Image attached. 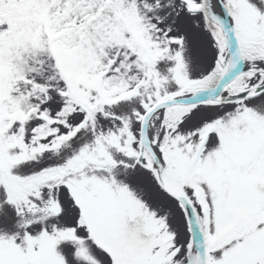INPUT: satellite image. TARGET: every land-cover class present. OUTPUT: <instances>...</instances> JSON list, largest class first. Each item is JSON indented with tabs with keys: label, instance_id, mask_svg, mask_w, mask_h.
I'll list each match as a JSON object with an SVG mask.
<instances>
[{
	"label": "snow or ice",
	"instance_id": "obj_1",
	"mask_svg": "<svg viewBox=\"0 0 264 264\" xmlns=\"http://www.w3.org/2000/svg\"><path fill=\"white\" fill-rule=\"evenodd\" d=\"M0 264H264V0H0Z\"/></svg>",
	"mask_w": 264,
	"mask_h": 264
}]
</instances>
